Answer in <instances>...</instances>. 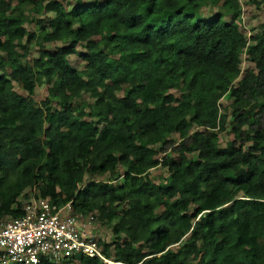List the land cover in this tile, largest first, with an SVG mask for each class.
Listing matches in <instances>:
<instances>
[{
	"label": "trees",
	"instance_id": "16d2710c",
	"mask_svg": "<svg viewBox=\"0 0 264 264\" xmlns=\"http://www.w3.org/2000/svg\"><path fill=\"white\" fill-rule=\"evenodd\" d=\"M240 13L0 0V223L31 190L93 212L120 264H264V24L247 37Z\"/></svg>",
	"mask_w": 264,
	"mask_h": 264
},
{
	"label": "built area",
	"instance_id": "2783aa9c",
	"mask_svg": "<svg viewBox=\"0 0 264 264\" xmlns=\"http://www.w3.org/2000/svg\"><path fill=\"white\" fill-rule=\"evenodd\" d=\"M21 217L0 225V264L60 262L75 253L99 255L84 224L43 199L24 204Z\"/></svg>",
	"mask_w": 264,
	"mask_h": 264
},
{
	"label": "rangeland",
	"instance_id": "374dc122",
	"mask_svg": "<svg viewBox=\"0 0 264 264\" xmlns=\"http://www.w3.org/2000/svg\"><path fill=\"white\" fill-rule=\"evenodd\" d=\"M240 3V10H241V27L245 30V33L247 31H250V29H256L260 25L264 24V1L263 0H254L253 3L251 0H239ZM217 11H222V9L219 7V4L217 7H211L210 5L207 6V8L203 9V15L204 17H208L210 14H213ZM79 51H81V48H78ZM70 60L72 62L73 66L81 67L82 64L79 62L76 56L70 57ZM246 62L243 61L242 68L244 69L246 67ZM20 93H24L23 91H20L19 88L17 89ZM25 94V93H24ZM47 96V87L45 85H39L37 88V92L35 95V100L39 103L44 101V99ZM222 103L225 108L227 109V112L229 109L227 108V102L225 100H222ZM230 139V138H229ZM30 198L33 197L34 191L28 190L26 192ZM27 200L22 199V203H25ZM102 237L106 240L107 238L110 240L111 234L109 235V230L102 228L100 230ZM110 237V238H109Z\"/></svg>",
	"mask_w": 264,
	"mask_h": 264
},
{
	"label": "clouds",
	"instance_id": "9594fccd",
	"mask_svg": "<svg viewBox=\"0 0 264 264\" xmlns=\"http://www.w3.org/2000/svg\"><path fill=\"white\" fill-rule=\"evenodd\" d=\"M241 22H242V21H241V13H240V23H241ZM240 25H241V24H240ZM240 27H241V26H240ZM241 29H242V30L244 31V33H245V30H244L242 27H241ZM251 33H252V29H250V31H247L245 34H246L247 37H249V36L251 35ZM242 65H243V64H242ZM242 69H243V68H242ZM239 171H243V174H244V170H243V169H239L238 172H239ZM238 172H237V173H238ZM237 173H236V174H237ZM243 174H242V175H243ZM242 175H240V176H242ZM236 176H237V175H236ZM38 199L46 200V201H48L51 205H55V204H52V203H51L48 199H46V198L35 197V192H34L33 197L30 198V196H29V199H27V201H26L25 203H23V206H24V204H26L27 202H29V201H31V200H38ZM23 206H22V208H23ZM55 206H56L58 209H60V212L62 213V215H71V216H74L75 220H77L78 222H82V223L84 224V229H85V232H86V234H87V237H88V239H91V240L96 244L99 255H96V254H95L94 256H87V255H85V254H82V253H79V252H78V253H75V254H73L72 256L68 257L67 259L61 260L60 262H54V261H49V260L41 259V260L39 261V263H40L41 261H48V262H51V263L59 264V263H62V262H64V261L73 260V259H75V258H77V257H81V256H83V257H88V258H97V259L101 262V264H120V263L114 262V261H113L112 259H110V258H107V257L105 256V254H104V252H103L101 246L99 245V242H98L99 239L104 240V238H103L102 235H101L100 230H101L102 228L107 229V231L109 230V235L111 234V231H110L109 228L106 227V225L101 224V222L97 219L96 215H95L93 212H89L88 214H86V216H83V215H81V214H77V213H75V212L73 211V209H72V205H71V202L65 204V205L62 206V207H58L57 205H55ZM22 213H23V211H22ZM11 220H13V219H11ZM8 221H10V220H8ZM8 221H5V222H3V223H0V225L6 223V222H8ZM39 263H37V264H39Z\"/></svg>",
	"mask_w": 264,
	"mask_h": 264
},
{
	"label": "water",
	"instance_id": "95a60500",
	"mask_svg": "<svg viewBox=\"0 0 264 264\" xmlns=\"http://www.w3.org/2000/svg\"><path fill=\"white\" fill-rule=\"evenodd\" d=\"M243 174V171H239L236 175L237 176H240V175H242Z\"/></svg>",
	"mask_w": 264,
	"mask_h": 264
}]
</instances>
